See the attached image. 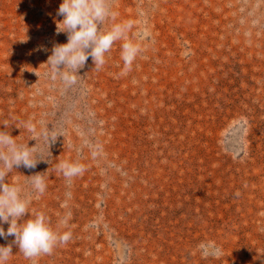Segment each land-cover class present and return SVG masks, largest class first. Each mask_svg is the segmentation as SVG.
<instances>
[{
  "label": "rangeland",
  "instance_id": "1",
  "mask_svg": "<svg viewBox=\"0 0 264 264\" xmlns=\"http://www.w3.org/2000/svg\"><path fill=\"white\" fill-rule=\"evenodd\" d=\"M61 3L0 0V127L45 159L7 179L44 174L29 210L72 234L35 264H264V0H114L140 54L125 71L117 41L74 83L47 64Z\"/></svg>",
  "mask_w": 264,
  "mask_h": 264
},
{
  "label": "clouds",
  "instance_id": "2",
  "mask_svg": "<svg viewBox=\"0 0 264 264\" xmlns=\"http://www.w3.org/2000/svg\"><path fill=\"white\" fill-rule=\"evenodd\" d=\"M114 0H62L57 15L63 19L57 21V33L67 34V43L57 44L48 58L47 64L67 83H74L79 69L83 68L91 57L95 68L99 70L107 61V54L117 41L121 44V59L124 69L131 68L140 54V46L128 36L132 21L114 22L118 13L113 8ZM107 21H113L106 26ZM63 65V69L59 66ZM0 127V237H14L7 245L0 244V264H6L13 256V245L23 255L33 260L44 254H51L58 244H66L71 238L70 231H57L52 227L45 211L29 210L33 200L40 199L47 189L45 175L37 173L26 176L30 189H24L20 182H9L8 176L13 169L24 167L34 169L42 158L43 152L35 143L29 146L20 144L7 131L8 123ZM24 127L33 134L37 141L43 135L49 148L58 135L54 129L37 133L35 124L25 122ZM63 135V134H62ZM58 170L69 181L84 171V165L70 160L61 161ZM69 207L68 202L61 204ZM71 211L66 212L58 221L64 228L69 226ZM8 224L7 230L4 224ZM213 255H220L219 250Z\"/></svg>",
  "mask_w": 264,
  "mask_h": 264
}]
</instances>
